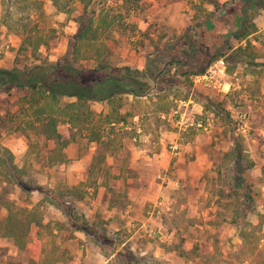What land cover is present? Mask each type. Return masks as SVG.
I'll return each instance as SVG.
<instances>
[{
  "label": "trees",
  "instance_id": "trees-1",
  "mask_svg": "<svg viewBox=\"0 0 264 264\" xmlns=\"http://www.w3.org/2000/svg\"><path fill=\"white\" fill-rule=\"evenodd\" d=\"M12 1L15 10L27 13L16 17L5 0H0V27L19 40L12 65L0 67V110L4 111L0 125L23 135L30 148L37 144L33 137L52 141L46 155L49 164L66 163L65 148L79 138L92 143L94 149L84 180L77 184L58 181L46 188L23 179L25 171L0 141V181L18 185L27 193L43 191L45 201L58 208L74 230L93 236L108 259L105 264H163L151 252L131 251L125 231L108 234L94 230L85 214L75 208L74 200L95 196L100 185L108 188L107 158H115L129 140L158 136L166 123L161 114L184 104L192 92V76L203 73L214 61L223 58L228 73H235L232 87L238 82L242 89L264 98V61H258L261 55L249 39L258 30L254 15L249 13L256 0L213 3V11L181 33L157 23L139 28L134 18L142 12L144 0H49L64 13L72 12L74 5L81 6L74 16L76 31L56 59L39 53L49 41L32 19L31 10L40 17L42 1ZM122 47L143 51V67L113 63L111 56ZM86 60L93 65H84ZM94 103L102 109L96 111ZM60 125L65 126L64 131L59 130ZM233 143L226 156H243L241 137L234 136ZM236 167L244 174L254 163L242 167L238 162ZM236 186L242 184L237 181ZM216 193L230 222L236 224L240 241L234 249L215 247L201 253L197 243L186 250L181 242H165L161 247L176 251L193 264H264L262 215L257 214L256 222L247 218L252 213V207L247 206L255 203V197L264 202V178L257 189L245 183L241 194L235 188L224 193L221 187ZM1 204L6 215L0 219V236L10 239L20 251H32L31 264H56L53 255L30 238L32 226L41 223L38 206L8 200ZM174 227L170 230L181 231L179 225Z\"/></svg>",
  "mask_w": 264,
  "mask_h": 264
},
{
  "label": "rangeland",
  "instance_id": "rangeland-1",
  "mask_svg": "<svg viewBox=\"0 0 264 264\" xmlns=\"http://www.w3.org/2000/svg\"><path fill=\"white\" fill-rule=\"evenodd\" d=\"M41 1L40 17L31 10L32 19L49 41L39 53L56 59L64 53L68 38L76 30L74 16L81 6L74 5L72 12L64 13L49 0ZM225 1L229 0H144L142 12L134 21L141 29L148 23H157L181 33L213 11V3L219 5ZM12 2L5 0L8 10L16 17L25 16L27 10H15ZM249 13L259 17L258 25L264 26V0H256ZM252 37L259 41L257 47L264 54V32ZM18 43L12 32L0 27V67L12 65ZM111 58L113 63L138 68L144 64V52L129 47L116 49ZM83 64L92 66L93 61L86 60ZM92 106L96 111L102 109L99 103ZM3 112L1 109L0 113ZM169 114L158 136L141 135L136 142L129 140L115 158L108 159V188L101 185L95 196L76 199L74 206L85 214L94 230L108 234L125 231L126 245L135 253L151 252L163 264H193L174 250L165 251L161 244L181 242L188 250L197 243L201 253L215 247L232 250L237 246L240 240L236 224L230 222L229 212L219 201L216 189L221 187L228 193L235 188L241 194L245 183H251V189L260 186L264 178V98L242 89L238 82L227 92H208L192 82L189 99ZM59 130L64 131L65 126L60 125ZM0 134V141L13 151L15 164L25 171V180L52 188L58 181L73 182L85 176L91 144L84 138L68 146L70 161L49 164L46 155L53 147L52 141L33 137L37 144L30 148L27 139L10 128L0 125ZM236 135L242 139L243 156L228 158L226 153L233 148ZM159 148L165 149L166 165L159 164ZM249 161L254 167L244 174L238 173V162L245 167ZM237 181L241 187L236 186ZM4 200L38 206L41 223L31 228L30 237L53 255L56 264L107 262L93 236L74 230L70 220L45 201L43 191L27 193L3 180L0 181V218L5 214L1 204ZM247 207H252V213L247 216L250 221L256 222L258 213L264 218V202L258 197ZM176 225L181 231H177ZM173 227L177 230H170ZM33 256L32 251H20L10 239L0 236V264H31Z\"/></svg>",
  "mask_w": 264,
  "mask_h": 264
},
{
  "label": "crops",
  "instance_id": "crops-1",
  "mask_svg": "<svg viewBox=\"0 0 264 264\" xmlns=\"http://www.w3.org/2000/svg\"><path fill=\"white\" fill-rule=\"evenodd\" d=\"M0 12H1V5H0ZM259 15V14H258ZM136 18V17H135ZM253 21L255 22V24H256V26H257V28H258V30L256 31V32H254L253 34H251L250 36H249V39L251 40V42L256 46V48H257V50H258V52L260 53V55H261V57L258 59V61H264V54H263V52L261 53L260 51H259V48L257 47L258 45H257V43H259V41H255V39L252 37L254 34H256V33H258V32H260V31H263L264 32V26H260V25H258L259 23H260V18L259 17H256L255 15H254V19H253ZM136 22V21H135ZM77 25V24H76ZM77 28V27H76ZM76 31V30H75ZM19 41V40H18ZM242 43H244V41H242ZM216 61H223L224 62V60H223V58H221V59H218V60H216ZM216 61H214V62H216ZM213 62V63H214ZM212 63V64H213ZM224 64H225V66H226V68H225V76L224 77H222V86H221V88L220 89H217V90H213V89H209V88H207V87H205L204 85H202L201 83H199V82H196L195 81V76L197 75H193L192 76V82H193V84L195 85V87H199V88H201L202 90H205V91H208V92H227L228 90H229V88H230V86L232 87V80H228V77L229 76H232V79L234 78V75H235V73H233L234 75H232V74H229L228 73V71H227V63L226 62H224ZM239 69H241V68H239ZM237 72V71H236ZM169 112H167V113H163V114H161V118H165L166 120H168L169 119ZM149 137L150 135H146V137ZM141 137V136H140ZM140 139V138H139ZM149 139V138H148ZM133 141H135V139H133ZM76 142V141H75ZM136 142V141H135ZM73 143V142H72ZM3 144V143H2ZM71 144V143H70ZM69 144V145H70ZM91 145H90V148H91V156H90V158L89 159H91V157H92V153H93V149H94V146H93V144L92 143H90ZM133 144L135 145V146H137L138 144H136V143H134L133 142ZM4 145V144H3ZM68 145V146H69ZM68 146L65 148V156L67 157V158H69V160L68 161H70L71 160V156H70V154H69V149H67L68 148ZM7 147V146H6ZM173 148H175V145L174 146H172ZM124 148H126V145L124 146ZM13 152V151H12ZM142 152V151H141ZM140 152V153H141ZM157 153H158V155L157 156H160V162H159V164L160 165H166V161L164 160V158H165V149H161V148H159V150L157 151ZM110 157H108L107 158V162H108V159H109ZM67 161V162H68ZM66 162V163H67ZM89 162H90V160H89ZM191 163V162H190ZM61 164V163H60ZM62 164H65V163H62ZM88 165H89V163H88ZM88 165H87V167H88ZM86 171H87V169H86ZM86 171H85V176H86ZM85 176H83V177H80L78 180H75V181H73V182H67V184H77L78 182H80V181H82V180H84L85 179ZM107 176V175H106ZM101 179H103V178H101ZM101 179H100V181H101ZM80 180V181H79ZM101 186V185H100ZM99 186V187H100ZM98 187V188H99ZM105 189H106V187L105 186H103ZM104 188H102V189H104ZM100 189V188H99ZM98 190V189H97ZM97 193V192H96ZM96 195V194H95ZM5 209V208H4ZM58 209V208H57ZM59 210V209H58ZM59 212H61L60 210H59ZM62 213V212H61ZM128 213V212H127ZM6 215V209H5V214H4V216ZM3 216V217H4ZM2 217V218H3ZM1 219V218H0ZM33 227V226H32ZM262 228H263V232H264V218H263V226H262ZM77 231V230H76ZM80 233H82V232H80ZM83 234V233H82ZM30 235H31V232H30ZM31 238V237H30ZM3 243V242H2ZM99 248V247H98ZM100 249V248H99ZM146 252H148V251H143V253H146ZM102 253V252H101ZM153 254V253H152ZM6 256V254H4V257ZM113 256V255H112ZM111 256V257H112ZM153 256L155 257V258H157V259H159V257H157L156 255H154L153 254ZM184 258V257H183ZM106 259V261L108 260L107 258H105ZM160 260V259H159Z\"/></svg>",
  "mask_w": 264,
  "mask_h": 264
},
{
  "label": "built area",
  "instance_id": "built-area-1",
  "mask_svg": "<svg viewBox=\"0 0 264 264\" xmlns=\"http://www.w3.org/2000/svg\"><path fill=\"white\" fill-rule=\"evenodd\" d=\"M225 68L223 61H216L209 65L203 73L197 74L194 79L209 89H220L222 77L225 76Z\"/></svg>",
  "mask_w": 264,
  "mask_h": 264
}]
</instances>
